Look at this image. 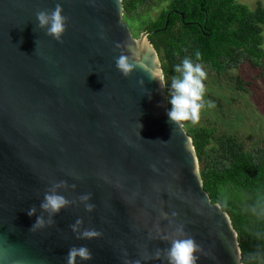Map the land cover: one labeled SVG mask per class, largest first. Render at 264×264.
<instances>
[{
  "label": "water",
  "instance_id": "1",
  "mask_svg": "<svg viewBox=\"0 0 264 264\" xmlns=\"http://www.w3.org/2000/svg\"><path fill=\"white\" fill-rule=\"evenodd\" d=\"M58 2L63 43L36 27L35 13ZM151 34L134 36L123 0H0V264H65L72 246L92 253L78 264H167L164 237L181 225L201 247L197 264H243L230 216L204 190L191 136L170 123L167 89L149 79L162 69ZM129 44L139 66L125 77L115 58L131 56ZM61 180L71 203L53 225L29 231L36 216L47 220L40 203ZM89 193L91 212L78 199ZM77 219L102 235L77 239ZM157 249L160 259L142 258Z\"/></svg>",
  "mask_w": 264,
  "mask_h": 264
},
{
  "label": "trees",
  "instance_id": "2",
  "mask_svg": "<svg viewBox=\"0 0 264 264\" xmlns=\"http://www.w3.org/2000/svg\"><path fill=\"white\" fill-rule=\"evenodd\" d=\"M147 2L123 0L125 20H131ZM145 25L144 32H153L149 40L169 87L176 75L174 66L186 56L201 63L217 83L221 78L236 81L237 90L244 93L254 82L230 77L231 73L247 64L264 70L261 4L251 11L236 0H171L167 9ZM197 50L201 61H195ZM166 92L169 97V89ZM208 100L224 110L222 99L210 94ZM210 121L209 125L184 126L193 140L204 190L230 216L238 233L242 263L264 264V138L255 146L248 138L225 131L218 119Z\"/></svg>",
  "mask_w": 264,
  "mask_h": 264
},
{
  "label": "clouds",
  "instance_id": "3",
  "mask_svg": "<svg viewBox=\"0 0 264 264\" xmlns=\"http://www.w3.org/2000/svg\"><path fill=\"white\" fill-rule=\"evenodd\" d=\"M37 25L36 27L45 30L46 35L52 37L57 42L63 43V36L66 32V25L68 18L64 15V9L61 3H56L55 7L50 10H38L36 13ZM121 44L117 43L116 48H120ZM128 50L132 55H127L121 52L115 58L116 68L125 77H130L132 73L139 66V61L135 59L137 55L132 49V45H127ZM179 55V53H176ZM195 61L203 59L199 50L194 53ZM176 75L171 77V84L169 87L168 77L157 68L150 72L149 79L155 80L159 83L161 89H169L168 102L171 108L167 111L169 121L172 125L183 128L185 124L193 126L198 125L201 121V113L205 108H214L213 101L205 100L206 86L205 80L207 79V72L203 65L199 62H194L190 57H184L181 63L174 66ZM143 87L144 80L139 81ZM153 171H156V166L151 165ZM79 178V177H77ZM66 181L53 182L51 187L45 191L44 199L40 203V209L48 214L47 220L44 215L36 216L34 224L29 231L35 232L39 229L51 226L54 224V217L58 215L62 209L69 206V201L64 195L60 194L57 190L66 187ZM73 187H75L73 185ZM79 201L83 204L87 212L93 211L95 205L89 203L91 194H82L78 197ZM37 208L32 206L28 209L27 214L35 216ZM167 219V213H161ZM173 216L176 213H172ZM83 219H77L75 223L70 225L72 232L76 235L77 239L91 240L97 238L102 234L93 228H82ZM178 235L175 237H164L169 241L168 248L163 250V255L167 259V264H197L199 259L197 253L201 252V247L197 241L184 234L183 225L177 229ZM162 250L157 249L153 254H143L144 260L160 259ZM93 259L90 249L86 246H72L66 255L65 264H78V261H90ZM123 264H141V259L134 261L124 260Z\"/></svg>",
  "mask_w": 264,
  "mask_h": 264
},
{
  "label": "rangeland",
  "instance_id": "4",
  "mask_svg": "<svg viewBox=\"0 0 264 264\" xmlns=\"http://www.w3.org/2000/svg\"><path fill=\"white\" fill-rule=\"evenodd\" d=\"M170 2L171 0H149L133 18H130L131 20H125L124 14V20L134 36L139 38L144 32L146 22L156 19L161 11L168 8ZM236 2L245 5L251 11H255L259 4L264 7V0H236ZM262 74L264 70L254 69L248 64L231 73L230 77L241 76L243 80L254 82L248 93L238 91L236 81H226L225 78H221V83H217L215 78L207 74L205 99L208 100L210 94L222 99L224 110L214 103V108H205L202 111L201 116L204 119L200 123L209 125L210 120L218 119L225 131L248 138L250 144L258 145L259 140L264 138V75L258 78ZM224 113L226 116L222 115Z\"/></svg>",
  "mask_w": 264,
  "mask_h": 264
}]
</instances>
